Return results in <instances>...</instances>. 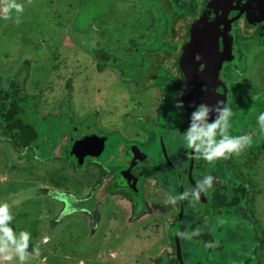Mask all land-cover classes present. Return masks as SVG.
Listing matches in <instances>:
<instances>
[{
	"label": "rangeland",
	"instance_id": "374dc122",
	"mask_svg": "<svg viewBox=\"0 0 264 264\" xmlns=\"http://www.w3.org/2000/svg\"><path fill=\"white\" fill-rule=\"evenodd\" d=\"M170 1L175 14L176 9H188L187 0ZM17 2L24 5L22 14L13 10L12 19L8 20L0 15V104L3 94L9 93L6 103L14 99L25 110L34 107L43 121L33 119L38 133L36 141L42 137L43 141L53 143L72 126L65 104L72 113V121L78 123L75 129L94 131L95 114L101 111L102 119L96 124L99 129L112 126L117 130L125 125L129 138L131 126L138 128V134L144 130L143 118L135 124L133 119L123 116L126 106L130 99L139 103L140 97L153 100V95L163 88L158 82L152 91L149 89L151 92L139 88L134 96L140 97L131 98L136 85L128 80L131 73L124 62L142 65L146 53L167 45L165 10L155 0ZM17 15L19 24L14 23ZM255 71L259 80L255 77L254 82L264 86V56L258 59ZM256 94L250 98L257 97L258 107L262 98ZM24 95L33 97H25L22 103ZM256 107L243 113L244 107L237 106L232 111L234 118L249 122ZM4 111L0 108V114ZM171 119L169 115L167 125ZM3 127L0 117V203L10 206L14 219L9 226L17 238L22 231L29 232L31 237L34 234L23 264H171L172 260L174 264L175 260L177 264H264V247L260 246L264 241V151L251 160L243 151L239 156L233 154L230 161L217 159L201 165L208 172L215 171L212 175L217 173L213 187L225 184L228 197L234 189L232 180L241 181L240 185L246 188L240 205L228 208L218 217H202V225L193 215L200 214L199 204L200 210L188 199L186 207L185 200L175 205L169 203L170 195L178 196L188 189L184 175H180V169L186 166L182 160L186 146L173 134L172 125L167 127L165 142L175 159V174L162 172L159 178L166 179L169 187L146 178L139 198H129L120 191L99 203L98 191H92L98 181L93 165H87L86 173H78L69 162L59 158L40 160L36 149L30 147L19 156L3 136ZM109 134L108 154L117 155L121 153L117 147L123 141ZM138 138L144 141L148 135L140 134ZM39 142V149L46 155L50 143L43 147ZM176 144L179 147L174 149ZM152 159L146 161L149 174L155 161ZM200 172L199 180L208 175ZM173 182L175 193L169 190ZM254 192L257 195L251 201ZM182 222L188 228L184 233L207 232L210 243L203 244L199 235L191 239L178 236ZM36 248L38 253L34 252ZM3 255L12 258L5 260ZM3 255L0 264H21L14 252Z\"/></svg>",
	"mask_w": 264,
	"mask_h": 264
},
{
	"label": "flooded vegetation",
	"instance_id": "af4514ba",
	"mask_svg": "<svg viewBox=\"0 0 264 264\" xmlns=\"http://www.w3.org/2000/svg\"><path fill=\"white\" fill-rule=\"evenodd\" d=\"M187 1H188V9L185 10L176 9L177 12L173 17L175 19L173 25L175 24L176 21H178L180 16L182 17L185 16L184 13L188 15H194L197 11L198 5L201 0H199L197 3L195 0H187ZM189 1H193V2L190 3ZM235 14L236 12L231 11V15H235ZM172 28L173 26L171 25V29ZM232 29H233V45H232L231 57L229 58V60L222 63L219 77L214 82H212L213 80L210 81V83L213 85L210 86V88L214 87L213 91L215 96L218 94H223V95L226 94L225 105L230 107L232 111H234L237 106L244 107V111H242L243 113L249 112L251 108L256 107L255 103L258 102L257 97L256 98H250V97L251 96L255 97L257 95L256 93L259 94L258 96L262 98L261 104L260 106L256 107L257 109L253 113V119H249V122H244L242 121V119H238V120L235 119L234 115L230 119V124H231V127L229 128L230 131L245 133L250 135L251 133L257 132L260 129L259 124L257 122V117L261 113H264V86H260L254 82V78L255 77L258 78L257 72L255 71L256 65L258 63V59L264 56V24H260L256 26L255 29L248 35H246L241 30V28L238 26L236 22L232 24ZM167 40H168L167 45L162 46L161 48L167 49L166 53L168 52L175 53L176 49L178 48V42H175V40H169V39ZM253 46H257V47H253ZM168 54L167 57H165V59L168 58ZM173 57H175V54L173 55ZM166 62L167 63H165L166 65L165 70H160L158 74V78L155 79L152 84L144 88V89H148L147 92H151L154 84L158 82L161 83V87L163 88V90L154 94L153 97L151 98L153 100L143 99L140 96H134L135 93L139 92L138 90L139 88H141L140 84L138 80H135L133 77H129V76L127 77L128 80L135 81V85H136L134 89L131 90L133 92L132 96L130 94L131 98L140 97L141 103H139V101L136 100H134L133 102L132 99H130V105L126 106L127 107L126 112L123 114V116L126 117L128 120L133 119L135 121V124L139 122L138 118H143L142 124H144V127L141 126V128H144V130H142L139 134L137 132L138 130H136L138 128H136L135 126L134 127L131 126L132 127V130L130 131L131 139L127 135V127H124L125 125L122 127L124 129H122L121 126H118L119 128L117 130L111 128L112 126L111 127L109 126L105 129H99L96 126V124H99L100 120L102 119L101 118L102 114H100L101 111H97V115L95 114L94 126L92 127L94 131H85L83 128L75 129L78 123H74L72 121L71 119L72 113L65 104V107L69 111L68 112L69 125L72 124V126L68 127L64 132H61L59 134L60 135V137H58L59 147H58V152L56 151L57 152L56 157L49 156L44 159L53 158V157L59 158L61 160L69 162L72 165V170L75 171L76 167L73 161L75 159L77 160L81 158L84 154L87 153L91 154V156H86L85 162H86V168L87 165L89 164L95 167L94 174L97 176L98 181L94 185L92 191L93 190L98 191L99 197L104 196L98 201V203L108 198L112 194L120 191H123L129 198L132 199L139 198L140 195L143 193V184L146 178H148V180L151 178L153 179V181H156L159 184H163L164 188L166 189L169 187L167 186L168 181L166 179L164 178L159 179L162 177L160 175V173L162 172H165L166 174L168 173L175 174V159L173 158L172 155L169 154L170 152L168 153L167 151L165 134L167 132L166 131L167 127H171L172 125L173 134L175 136L178 135L182 139V146H184V144L186 146V143L183 139V134H184L183 124L185 121V116L184 113L181 110H179L178 107H176L177 97L184 86L185 78L183 77L184 74L183 72H178V73L175 72V60L172 62V64H170L169 61L167 60ZM255 62L257 63L255 64ZM170 65L174 67L172 71L169 68H167ZM260 73L261 72H259V75ZM168 79L170 80L169 82ZM136 82H138L139 85H137ZM149 89L151 91H149ZM27 96L24 95L23 98ZM36 100L37 97H35V102ZM131 103H134V105H131ZM131 107L134 109H132ZM32 108L34 111V107ZM163 108H166L164 113H162ZM169 115L171 116L172 119H171V124L167 125L166 121L168 120ZM72 127L73 129H70ZM105 130H107L108 132H106ZM3 131H4V127H3ZM109 133H112L113 137L119 138L123 141L119 143L118 145L119 147H117L121 152V153H117V155L109 156L110 153L108 154V150L110 149ZM140 134H142L143 136L148 135V138L145 139L144 141H142L141 138H138L137 140V135L139 136ZM85 136L87 137L90 136L91 139L87 141L83 140ZM132 136H136V138L134 137L133 139ZM217 137H219V135ZM125 140L128 142L124 143ZM140 140L141 142H138ZM72 141H74L73 143L74 145L73 147L70 148L69 146H71ZM47 143H50L48 152L55 153L53 147L56 146V144L58 143L56 142V139L53 141V143L51 142V140H49ZM29 147L35 149L37 148L35 145L26 146L22 151H20V154L18 155L20 156L21 153H24V150H26ZM176 147H179V145L176 144L175 146H173L174 149ZM244 151L247 155V158L251 160L257 154L263 152L264 149H258L257 152H254L253 149L246 148ZM156 153L158 156L156 155ZM174 154H175V150H174ZM104 157L106 159V160L104 159L106 161L105 164H103ZM152 158H154L155 161L157 162L153 161L152 170H149V172L152 174H149L147 173L148 170L146 167L147 166L146 161L147 160L151 161L153 160ZM230 159L231 157L228 159V161H230ZM182 160L184 161V163H186V166L180 169L181 171L180 175L181 176L184 175L185 185L187 184L188 189H191L189 182L190 180L189 179V148L187 146L186 148H184V151L182 153ZM200 160L202 159L197 158L196 154H194V161L191 168V174L193 180H195L196 182L199 180L197 174L202 173L200 172V170L205 171V173H208V175H212L211 173L215 172V171L208 172L207 170H204L201 165L203 163L207 164V161L205 160L200 161ZM128 167H130V171ZM86 168L84 170L85 171L84 173L87 172ZM205 173L204 175H207ZM216 174L217 173H215V175L212 176L216 178L217 177ZM132 177H134L135 184L137 186V195H134L132 192L133 189H131L133 187ZM231 184L234 185V189L232 190V196L230 198H232L235 195L236 190L239 187H241L240 185L241 181L237 183V180H232ZM174 186H175V182H173L172 187L169 189L172 190L171 193H175ZM220 186L221 187L218 188L212 187L214 189L211 188L210 191L207 190L206 192H202L203 197H200V200L198 202L197 201L192 202V204L197 209L200 210L201 208L200 214L197 215L198 218L195 214L192 213L196 217V220L201 224H202V217H206V216H207L206 218L216 217V216L218 217L224 214L226 210L230 208L227 206L224 207L221 206L224 202H222V200L220 201V199L222 196H226V198L228 199L229 189L227 186H225V184ZM166 189L165 191H167ZM219 189H222L223 192L222 193L219 192ZM152 195L153 194H151V196ZM154 196L156 195L154 194ZM202 199L204 201L206 200V202L202 201ZM189 200L190 199H188V201ZM157 201L158 200L156 199L155 202ZM219 201L220 203H218ZM185 203H187V200H185V202L183 203L184 207H186ZM158 204L159 206L164 205V203H158ZM197 204H199L200 208L197 207ZM238 205H240V201L237 203V205L232 206L231 209L237 207ZM172 219H173V213H172Z\"/></svg>",
	"mask_w": 264,
	"mask_h": 264
},
{
	"label": "water",
	"instance_id": "95a60500",
	"mask_svg": "<svg viewBox=\"0 0 264 264\" xmlns=\"http://www.w3.org/2000/svg\"><path fill=\"white\" fill-rule=\"evenodd\" d=\"M231 11L236 12V14L231 15ZM184 14L185 16H180L173 28L170 29L169 39L178 42V48L175 53L168 52L167 59L170 64L175 60V72L184 73L185 83L177 97V103L182 102L183 104L179 110L185 116L183 131L186 132L191 126L190 116L194 110L193 105L204 103L214 106L217 100L226 101V94L215 96L214 87L210 88L213 86L210 81L213 80L212 82H214L218 79L222 63L231 57L232 24L236 22L246 35L250 34L256 26L264 24V0H201L194 15ZM174 54L175 57H173ZM167 68L171 71L174 69L171 65ZM215 115L212 113L209 121L213 122ZM229 133L232 136L245 135V133L230 130ZM250 135L252 145L248 148L253 149L254 152H257L258 149H264V133H261L259 129ZM87 136L83 140L91 139L90 136ZM219 138L216 137L217 140ZM73 143L74 141L69 146L70 148L73 147ZM194 154L193 149L189 148V182L191 188L196 184L191 174ZM86 156H91V154H84L79 158L80 160L75 159L73 161L78 173H83L86 168ZM128 168L130 171V167ZM132 182V192L137 195L134 177H132ZM103 197L100 196V198ZM200 197H203L202 193Z\"/></svg>",
	"mask_w": 264,
	"mask_h": 264
},
{
	"label": "clouds",
	"instance_id": "9594fccd",
	"mask_svg": "<svg viewBox=\"0 0 264 264\" xmlns=\"http://www.w3.org/2000/svg\"><path fill=\"white\" fill-rule=\"evenodd\" d=\"M31 3V0H28ZM13 10L22 14L24 5L18 3L17 0H0V15L5 20L12 19ZM14 23L19 24L21 20L19 15L14 20ZM199 59V57H197ZM176 107L182 108V102H178ZM194 110L191 113V126L183 134V139L188 148L193 149L197 158H201L207 162H213L217 159H229L233 154L239 156L246 148L252 145L251 135L232 136L229 133L231 127L230 119L234 115L232 109L225 105L224 101L217 100L214 106L201 103L193 105ZM215 113L213 122H209L210 115ZM257 122L261 133H264V113L257 117ZM217 135L221 137L216 139ZM216 178L212 175H207L201 180H198L195 186L191 189H186L184 192L177 195L169 196V203L175 205L178 201L190 199V203L199 201L202 192H206L213 187ZM7 202L0 203V255L4 253L14 252L19 256L21 264L29 255L27 248L31 234L27 231H22L19 237L15 235L10 225L14 216L9 211ZM178 236L185 239H191L193 235H199V230H194L191 234L178 233ZM38 253V248L34 249ZM11 255H3V259L10 260Z\"/></svg>",
	"mask_w": 264,
	"mask_h": 264
},
{
	"label": "trees",
	"instance_id": "16d2710c",
	"mask_svg": "<svg viewBox=\"0 0 264 264\" xmlns=\"http://www.w3.org/2000/svg\"><path fill=\"white\" fill-rule=\"evenodd\" d=\"M195 1L197 3L199 0H195ZM155 2L160 6L161 9L165 10V14L167 15L168 27L165 31L166 33L165 38L169 39V32L171 29V25L173 26V22L175 20L173 18L175 15V10H174L175 8L173 7V4L170 0H155ZM166 52H167V49L165 48H161L160 50L150 51L144 55L145 63H143L142 65H138V66L130 65L129 63L124 62L127 64V69H128L127 71L131 73L129 74V77H133L135 80H138L141 88H145L149 86L150 84H152L153 81L158 78L159 71L165 70L166 68L165 63H167L166 60L168 61V59H165V57H167V54H168ZM97 54L98 56H101L99 52ZM101 68H102L101 63H98V69H101ZM12 85L14 86V84ZM13 91L16 92L15 90ZM13 91L12 93H14ZM8 94L9 93L3 94V101L0 104V108L2 109L5 108V111L2 114H0V117L3 119L5 123L3 136H5L8 139L9 143L15 149H17V151L19 152L18 154H20V151H22L24 147L35 145L37 147L36 148L37 157L40 160H43L44 158L49 157V156L56 157V154L58 152V147H59L58 146L59 138L56 139V142L58 143L56 144V146L53 147V150L55 151V153L46 152V155H43L42 153L43 150L39 149L40 146L38 142L41 139L39 143L43 147H45V144L48 141L44 139L45 141L42 142L43 141L42 137H40L38 141H36L38 137L37 135L38 133L36 132V129L34 127L33 119H38L39 123L43 121H41L40 117L34 113L33 108L25 110L24 108H22L21 104L15 101L14 99L6 103ZM28 98H30V96H28ZM23 100L24 98L22 96V100L20 101L22 102ZM245 193H246V188L241 186L236 190V193L232 198L228 197L227 199L226 196H222L220 201L222 200V202L224 203L221 206L222 207L224 206L232 207V206L237 205L240 198H242ZM256 195L257 193L254 192L252 197L250 198L251 201L254 199ZM220 201L218 203H220ZM185 227H186L185 223L182 222L181 225L179 226V232L184 233V231L188 230V228L187 227L185 228ZM200 237L203 238V242H204L203 244L210 243L207 232L200 231L199 238ZM33 239H34V234L32 235L30 241L32 242ZM262 239H264V235L262 236ZM260 246L262 248L264 247V241L261 240ZM30 249L31 248H27V251H29ZM165 264H168V263H165ZM171 264H174L173 260ZM175 264H177L176 260H175Z\"/></svg>",
	"mask_w": 264,
	"mask_h": 264
}]
</instances>
